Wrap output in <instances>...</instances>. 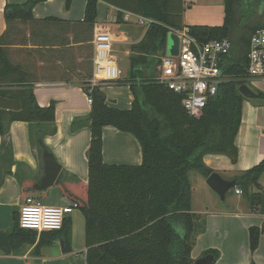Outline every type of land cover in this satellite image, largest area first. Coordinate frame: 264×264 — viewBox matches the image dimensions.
Segmentation results:
<instances>
[{
  "label": "trees",
  "instance_id": "16d2710c",
  "mask_svg": "<svg viewBox=\"0 0 264 264\" xmlns=\"http://www.w3.org/2000/svg\"><path fill=\"white\" fill-rule=\"evenodd\" d=\"M44 1L31 0V4ZM99 1L117 10V23L122 22L124 12L151 21L143 38L130 48L135 55L129 58L128 74L117 81L129 86L133 100L128 110L108 106L101 85L92 87V76L87 75L82 85L92 100L88 117L87 181L63 183L61 174L55 186L63 198L78 204L84 217L85 264H194L191 251L197 216L191 209L188 174L194 171L207 178L213 172L203 164L207 154L225 155L235 164V138L241 123L242 104L250 100L238 92L242 83L229 82L219 86L216 96L204 109L188 115L181 106L182 97L153 79H141V68L149 65L148 56L158 58L164 54L169 31L187 27L189 35L199 44L229 39L232 49L222 69L226 74L241 77L245 73L250 36L264 28L252 23L264 0H223L224 21L217 27L184 26L183 0H87L83 21L75 25L85 28L88 41L93 37ZM70 5L71 0H65L67 9ZM21 16L22 20L30 18L20 6L7 3L4 8L7 30L10 21ZM5 37L6 34L0 37V81L26 82L25 75L2 48ZM257 94V100L264 103V94ZM12 122L36 125V145L42 153L46 152L41 143L43 127L54 124L55 104L39 107L32 87L10 92L0 86L3 138L4 124ZM108 126L135 137L142 153L140 165L103 162L102 132ZM3 146L7 147L5 141ZM263 174L264 160L238 177L237 184L251 209L261 214H264V192H258L254 184ZM21 187L23 197L29 192L40 193L30 182H21ZM18 218L17 210L13 211L8 237L14 252L27 245L34 246V253L38 255L43 247L61 239L69 241V218L59 231L40 234L21 229ZM261 233L264 228L249 229L251 253L257 249ZM213 257L217 258V254L213 253Z\"/></svg>",
  "mask_w": 264,
  "mask_h": 264
},
{
  "label": "crops",
  "instance_id": "0c3cea01",
  "mask_svg": "<svg viewBox=\"0 0 264 264\" xmlns=\"http://www.w3.org/2000/svg\"><path fill=\"white\" fill-rule=\"evenodd\" d=\"M86 2L71 0L67 9L65 0H45L34 5L31 0H0V37L6 34L2 48L12 64L20 68L26 81L11 84L9 80H3L0 86L10 92L32 87L39 107L55 104V122L53 125H44L41 143L61 166L59 176L62 174L63 183L87 181L86 150L90 141L88 117L91 106L87 103L82 85L88 74L93 77L94 49L93 37L88 41L85 28L75 25L83 21ZM7 3L20 6L25 14H30L29 20H22V16L11 20L7 30L4 19ZM183 3L187 10L182 23L187 19L188 26L217 27L223 24V0H183ZM100 7L111 9L116 18L117 10L101 1L97 3L95 24L110 28L114 46L137 43L143 38L145 31L136 38L134 30L128 28L129 24L141 28L135 22H130V18H135L134 15L124 12L129 20L123 18L122 22L117 23L116 18H113L107 24L101 20ZM104 84L100 86L101 89L105 87ZM125 88L129 94L128 110L133 96L129 86L125 85ZM107 100L106 97L107 105L114 107ZM114 108L122 110L117 106ZM4 128L5 137L0 135V233L9 234L12 213L19 211L25 197L31 195L41 204L42 196V202L47 203L45 206L54 207L67 206L71 202L60 195L55 185L39 194L29 192L23 197L21 182H30L35 188L43 177L41 151L36 145L38 127L12 122L5 123ZM3 141L7 147L3 146ZM235 146V164L225 155L207 154L203 157L204 166L217 172L223 179L232 180L262 162L263 108L243 102ZM102 157L108 165H140L142 162L141 148L135 137L109 126L104 127L102 132ZM263 179L264 174L259 180L261 186ZM205 180V177L195 174V207L194 189L191 186V209L197 216L192 261L216 253L213 264H264V233L260 234L257 249L253 253L249 247V229H263L264 214L252 210L245 197L236 195L234 190L221 202L205 185ZM78 211L75 210L68 217L71 222L67 241L71 247L70 253L61 252L59 241L41 248L38 255L34 253V246L26 245L15 252L11 249L7 255L0 252V264H85V220Z\"/></svg>",
  "mask_w": 264,
  "mask_h": 264
},
{
  "label": "built area",
  "instance_id": "2783aa9c",
  "mask_svg": "<svg viewBox=\"0 0 264 264\" xmlns=\"http://www.w3.org/2000/svg\"><path fill=\"white\" fill-rule=\"evenodd\" d=\"M135 19V24L143 27L146 32L151 21L139 16H135ZM124 20L129 19L124 16ZM175 32L181 41L180 52L177 56L170 57L164 52L159 57L154 81L182 97L181 106L185 113L194 115L200 112L216 96L219 86L229 82L242 83L256 94H264V28L257 29L250 36L245 73L241 77L226 74L222 69V64L232 49L229 39L199 44L189 35L187 27ZM92 44L94 57L91 86L119 81L122 72L113 53V35L110 28L95 25ZM87 103H92L88 95ZM234 193L242 194L237 188ZM75 210H79V207L74 202L63 207L45 206L27 196L18 211L19 227L37 234L59 231L65 219Z\"/></svg>",
  "mask_w": 264,
  "mask_h": 264
},
{
  "label": "rangeland",
  "instance_id": "374dc122",
  "mask_svg": "<svg viewBox=\"0 0 264 264\" xmlns=\"http://www.w3.org/2000/svg\"><path fill=\"white\" fill-rule=\"evenodd\" d=\"M185 10H187V8H185ZM99 11H100L101 20H104L107 24H108V22H110L111 19L116 18L115 13L111 9L100 7ZM135 21H136L135 18H133V17L130 18V22H135ZM252 23L254 25L258 24V28L259 27H264V5L259 7V10L256 12ZM183 24L188 26L189 21L186 19ZM128 28L134 30V34L136 33L135 35L137 36L136 38H139L141 33L143 34V31H144L143 27H141L142 29L141 28H137V27L135 28L132 24H129ZM239 32H241V31H239ZM235 34H236V32H235ZM114 42L115 41L113 39V44H114ZM137 43H131V44H128V45H121V46L120 45H118V46L117 45L116 46L112 45L113 52L117 56L118 65H119V68H120V70L122 72V78L126 77V75L129 72L128 67H129V58H130V56L135 55V54H133L131 52L130 48L133 45H136ZM181 46L182 45H181V41L179 39L178 33L173 31V30L169 31V33L167 34V41H166V47H165L166 56L167 57L177 56L179 54V52H180ZM158 59H159V57L157 58V57H154V56H148L149 65L141 68V72H142L141 73L142 74V78L141 79H153V80L156 79V77H157V61H158ZM137 82L140 83L141 80H138ZM104 86L105 87H102L101 90H102V93L104 92L103 94L107 97V99H108L107 101L111 105H113L114 107L117 106L119 108H122V110H126V108H128L127 103H128V100H129V94H128L126 88H125V85L123 83H120V82L117 83L116 82V83H113V84L112 83L104 84ZM245 102H247V101H245ZM249 103L255 104V105L259 106L260 108L264 109V103H262L261 101H258L257 99L250 100ZM195 174H197V173H195L194 171L190 172L188 174L189 181L191 183V186H193V189H194V191H193V204H194V207H195ZM262 187H263V190H264V179H263ZM196 195L198 196V194H196ZM40 199L42 201L44 200L42 198V196L40 197ZM42 201H40L42 205H47V203L42 202ZM79 212L80 211H78V213Z\"/></svg>",
  "mask_w": 264,
  "mask_h": 264
},
{
  "label": "water",
  "instance_id": "95a60500",
  "mask_svg": "<svg viewBox=\"0 0 264 264\" xmlns=\"http://www.w3.org/2000/svg\"><path fill=\"white\" fill-rule=\"evenodd\" d=\"M30 6H28L29 8ZM239 94L247 100H255L258 94L251 91L246 85H240L238 88ZM43 177L40 183L36 186L38 192L45 191L55 185L56 180L61 172V166L49 151L41 152ZM239 183V179L226 180L217 172H212L205 180V185L210 191L217 195L221 202L225 201L226 195L234 190ZM258 192L262 191V186L259 183L254 184ZM59 246L62 253H70L71 247L67 241L59 240ZM0 252L2 254L11 253V245L8 234L6 232L0 233ZM214 257L211 255L204 256L194 261V264H213Z\"/></svg>",
  "mask_w": 264,
  "mask_h": 264
}]
</instances>
